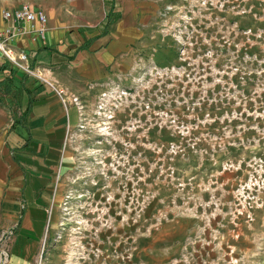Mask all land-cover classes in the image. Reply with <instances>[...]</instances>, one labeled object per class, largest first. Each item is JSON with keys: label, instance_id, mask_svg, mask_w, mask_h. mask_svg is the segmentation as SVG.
I'll use <instances>...</instances> for the list:
<instances>
[{"label": "rangeland", "instance_id": "1", "mask_svg": "<svg viewBox=\"0 0 264 264\" xmlns=\"http://www.w3.org/2000/svg\"><path fill=\"white\" fill-rule=\"evenodd\" d=\"M131 1L108 76L60 73L82 123L34 264H264V0Z\"/></svg>", "mask_w": 264, "mask_h": 264}, {"label": "crops", "instance_id": "2", "mask_svg": "<svg viewBox=\"0 0 264 264\" xmlns=\"http://www.w3.org/2000/svg\"><path fill=\"white\" fill-rule=\"evenodd\" d=\"M23 5L47 15L44 37L38 33V22L32 30L26 23L4 19L5 11ZM115 12L120 18L108 20ZM136 13L131 0H0V30L25 28L9 43L14 50L27 53L32 67L42 70L47 81L22 72L21 115L0 145V232L4 227L16 228L7 264H34L61 168L69 159V137L82 123L79 107L68 97L75 86L61 71L87 83L106 78L108 67L136 37L137 29L131 26ZM8 64L0 53V129L9 113L1 104L13 94L14 74L21 73ZM57 84L60 90L66 89L65 96L58 94Z\"/></svg>", "mask_w": 264, "mask_h": 264}, {"label": "built area", "instance_id": "3", "mask_svg": "<svg viewBox=\"0 0 264 264\" xmlns=\"http://www.w3.org/2000/svg\"><path fill=\"white\" fill-rule=\"evenodd\" d=\"M4 19L6 20H14L16 24L26 23L30 29L35 28V23L38 22L40 24V28L38 29V33L41 34L42 37L45 36L46 26L48 23L47 15L42 12H34L29 6L23 5L21 8L13 10V11H5L3 14ZM25 30V28L21 27H11L5 30H0V53L11 63L14 67L19 69L21 72L29 75H33L39 80L43 82H47L46 79L42 76V73L37 69H34L30 64L28 54L23 51H16L10 45L9 40L13 38L16 34H20ZM56 91L62 97L64 91L61 89H57ZM14 234V228H8L3 231L0 236V242L5 241L7 244L5 247L0 245V264H6L9 261V250L7 246H9L12 236Z\"/></svg>", "mask_w": 264, "mask_h": 264}, {"label": "trees", "instance_id": "4", "mask_svg": "<svg viewBox=\"0 0 264 264\" xmlns=\"http://www.w3.org/2000/svg\"><path fill=\"white\" fill-rule=\"evenodd\" d=\"M7 86V85H6ZM8 87V86H7Z\"/></svg>", "mask_w": 264, "mask_h": 264}]
</instances>
